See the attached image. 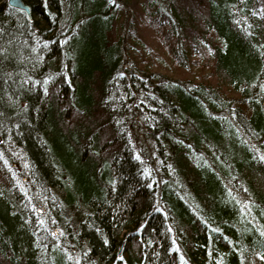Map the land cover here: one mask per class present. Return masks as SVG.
<instances>
[{
  "label": "trees",
  "instance_id": "16d2710c",
  "mask_svg": "<svg viewBox=\"0 0 264 264\" xmlns=\"http://www.w3.org/2000/svg\"><path fill=\"white\" fill-rule=\"evenodd\" d=\"M22 2L0 0V264H264V0L135 1L215 84L143 65L129 0Z\"/></svg>",
  "mask_w": 264,
  "mask_h": 264
},
{
  "label": "rangeland",
  "instance_id": "374dc122",
  "mask_svg": "<svg viewBox=\"0 0 264 264\" xmlns=\"http://www.w3.org/2000/svg\"><path fill=\"white\" fill-rule=\"evenodd\" d=\"M135 1L137 0H129L131 4L129 3V5H126L125 9L129 15L137 16L136 20L139 21L138 36L144 43V46H138L136 48V54L139 61L143 65H148L152 71L167 74L172 78L182 80L189 79L194 82L205 81L215 84L216 81L210 74L209 68L206 67L195 54H192L189 58L188 69L180 68L176 62L171 60L167 54L166 48L162 46L155 34L147 32V17H142L141 10L138 8V3ZM55 234L58 238L61 233L56 229ZM69 250V256L75 261L78 258L75 249L69 247Z\"/></svg>",
  "mask_w": 264,
  "mask_h": 264
},
{
  "label": "water",
  "instance_id": "95a60500",
  "mask_svg": "<svg viewBox=\"0 0 264 264\" xmlns=\"http://www.w3.org/2000/svg\"><path fill=\"white\" fill-rule=\"evenodd\" d=\"M6 1L8 6L24 12L28 17L30 16L29 8L23 4L22 0H6ZM262 112L264 114V101L262 103ZM119 255H120V249L118 251V256Z\"/></svg>",
  "mask_w": 264,
  "mask_h": 264
}]
</instances>
